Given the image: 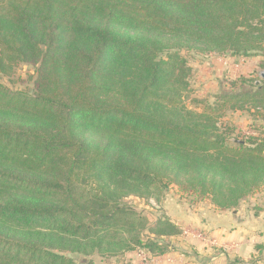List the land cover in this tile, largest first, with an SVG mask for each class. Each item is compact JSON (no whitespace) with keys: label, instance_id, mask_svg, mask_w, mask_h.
<instances>
[{"label":"trees","instance_id":"16d2710c","mask_svg":"<svg viewBox=\"0 0 264 264\" xmlns=\"http://www.w3.org/2000/svg\"><path fill=\"white\" fill-rule=\"evenodd\" d=\"M262 40L264 0H0V79L22 65L37 76L33 94L0 80V264L161 257L146 231L182 229L150 227L124 199L152 198L172 175L194 192L236 193L223 208L264 187V139L230 143L217 109L187 107L182 54L252 57ZM216 101L264 121L263 85Z\"/></svg>","mask_w":264,"mask_h":264},{"label":"rangeland","instance_id":"374dc122","mask_svg":"<svg viewBox=\"0 0 264 264\" xmlns=\"http://www.w3.org/2000/svg\"><path fill=\"white\" fill-rule=\"evenodd\" d=\"M260 44L259 55L252 57H230L218 53L204 54L194 51L182 52L192 68L190 91L185 100L187 107L196 112H210V109H217L218 111L214 113V117L217 119V126L221 133L228 134L227 138L230 143H233L236 138L238 141H244L250 136H259L264 139V121H262L260 113L258 114L251 110H221L219 109L221 103L216 101V97L221 93L238 92L250 86H264V67H262L264 64V40ZM36 77L34 66L22 65L16 70L13 80L9 81L7 78L0 80L14 90L33 94ZM11 82H14V84ZM234 82L237 83V88H233L232 83ZM260 112L262 113V111ZM152 194V198L149 199L132 195L124 199L123 202L140 215L146 217L150 227L160 219L167 218L171 220V222L182 229L180 238L187 237L188 233L191 236L196 235L198 238H202L203 235L200 233L202 232L200 229L206 228L209 234L206 237L211 240L213 238L212 232L223 229L227 233L244 225L251 232V238L244 245L251 246L252 250L254 249V251H251V253L253 252L252 257L244 260L241 258L244 252L240 245H225L224 243H218L216 240L210 241L213 250L210 249L211 251L206 257L216 249V257L213 261L217 263L213 262L212 264H221L217 257L222 256L223 253L228 255L231 252L233 255L235 254V257H231V260L223 259L222 264H230V262L237 259L242 260L246 264H264V187L239 200L236 205L230 208H223L222 204L230 199L234 201L236 193L232 194L226 190L223 192L219 188H211L209 194H202L201 191L194 192L190 190L188 179L184 176L177 177L172 175L166 178L163 183L156 186ZM175 204H177L178 209H176L177 206H174ZM174 209H176V213L180 214V218L175 213L178 217H174ZM113 235L119 236L123 234L116 232ZM151 237L166 247L168 253L171 252L174 246L179 249L183 248L181 246L182 243H178L175 239L173 241L172 239L170 240L172 237L157 239L151 236L148 231L144 234L143 240L146 241ZM188 244L192 248L193 246L195 247L192 243ZM257 247L262 249L258 250ZM140 252L139 250L134 251L126 258L102 257L98 255L91 258L81 255H74V257L79 264L160 263L159 260H155L158 257L150 258L146 250H140ZM193 253L194 251H192V257L195 256ZM203 260L207 261L208 259L203 258ZM193 262V264H201V260L199 261L198 257H194Z\"/></svg>","mask_w":264,"mask_h":264},{"label":"crops","instance_id":"0c3cea01","mask_svg":"<svg viewBox=\"0 0 264 264\" xmlns=\"http://www.w3.org/2000/svg\"><path fill=\"white\" fill-rule=\"evenodd\" d=\"M179 205V204H178ZM174 206H177V204H175ZM176 209H178V206L176 207ZM176 209H174L173 214L175 213L176 215L179 216V218L181 217L180 214H178V212L176 213ZM174 214V217L177 218L178 216H176ZM180 220V219H178ZM200 233H202L203 237L198 238L196 235L195 236H191L190 233H185L187 234V237H172L170 238V240L175 239L178 243H182L181 246L183 247L182 249H179L177 247L174 246V248L171 250V252L165 254L164 256L155 258V260H159L160 263L159 264H193L194 262V257H198V260H201V264H212L217 263L215 261H213V259L216 257V253L215 250L212 254H210L208 257L207 254L211 251L210 249L213 250V246H211L210 241L211 240H216L218 241V243H224L225 245H240V247H242V251L244 252L243 256L241 257L242 259L246 260L247 258L252 257V253L251 251H254V249L252 250L251 246L248 245H244L245 242L248 241L249 238H251V232L249 231V229L247 227H245L244 225L241 228H236V230H232L231 232H227L223 229L221 230H217L216 232H212V237L211 240L207 239L206 236H208L209 234L207 233V229H200ZM207 240H206V239ZM210 238V237H209ZM185 241V242H183ZM188 243H192L195 245V247L193 246V248L191 246H189ZM180 247V244H179ZM192 251H194V255L192 257ZM251 253V254H249ZM231 257H235V254L233 255L232 252L229 253L228 255H226L225 253L222 254V256H218V260H220L219 262L222 264L223 259L225 260H231ZM203 258L208 259L207 261H204ZM203 260V261H202ZM216 260V261H218Z\"/></svg>","mask_w":264,"mask_h":264},{"label":"built area","instance_id":"2783aa9c","mask_svg":"<svg viewBox=\"0 0 264 264\" xmlns=\"http://www.w3.org/2000/svg\"><path fill=\"white\" fill-rule=\"evenodd\" d=\"M140 252V251H139ZM141 253V252H140Z\"/></svg>","mask_w":264,"mask_h":264}]
</instances>
